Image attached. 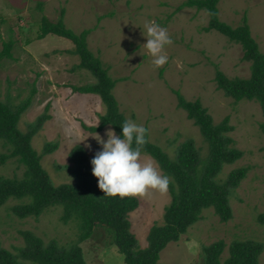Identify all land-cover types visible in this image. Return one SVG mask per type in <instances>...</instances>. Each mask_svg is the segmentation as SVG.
Returning a JSON list of instances; mask_svg holds the SVG:
<instances>
[{
	"label": "rangeland",
	"instance_id": "obj_1",
	"mask_svg": "<svg viewBox=\"0 0 264 264\" xmlns=\"http://www.w3.org/2000/svg\"><path fill=\"white\" fill-rule=\"evenodd\" d=\"M185 0H0V50L10 43V56L0 60V101L17 105L29 100L19 117L17 128L27 132L28 125L44 114L39 130L31 139L32 147L40 153L45 143L54 149L40 156L39 163L53 184L72 182L69 151L80 145L87 156L102 150L96 135L106 142L104 126L97 131L88 127L99 124L104 106L99 96L80 93L72 86L94 83V76L78 68L70 41L53 34L39 37L41 16L55 20L61 13L64 26L74 33L84 29L87 47L107 68L115 80L111 90L118 111L147 129V139L161 147L169 158H174L179 144L191 139L202 159L208 146L198 128L178 108L174 91L186 100L198 99L219 123L224 116L232 130L227 133L231 147L241 155L231 164H223L216 181L225 180L230 171L245 167L243 178L231 190L229 204L232 217L222 222L213 207H205L201 217L181 235L169 242L160 252L163 264H206L203 247L223 240L225 247L221 262L228 257L232 240L254 241L262 249L257 264H264V224L257 222L264 212V135L259 125L264 115L253 100L235 102L217 88L215 74L222 72L228 78H245L249 62L241 59V49L216 30L205 31L209 15L204 8L180 7ZM219 19L238 26L246 17L249 34L258 50L264 54V0H219ZM155 21L168 30L173 40L165 51L168 62L155 68L146 43L145 24ZM178 64L182 65L178 67ZM6 148L0 140V153ZM143 162H157L141 153ZM23 166L14 158L0 163V175L20 177ZM167 194L150 192L145 198H136L137 205L128 212L130 231L145 247L146 235L154 224H162ZM19 199L9 198L0 206V245L14 254L23 246L21 232L31 231L43 242L54 240L67 246L77 241L78 223L59 220L60 205L46 207L37 218H17L11 206ZM87 264H123L110 238L101 228L79 243Z\"/></svg>",
	"mask_w": 264,
	"mask_h": 264
},
{
	"label": "trees",
	"instance_id": "obj_2",
	"mask_svg": "<svg viewBox=\"0 0 264 264\" xmlns=\"http://www.w3.org/2000/svg\"><path fill=\"white\" fill-rule=\"evenodd\" d=\"M218 1L185 0L177 8L206 9L209 19L204 30H216L240 46L241 59L249 62L248 76L228 78L217 71V88L235 102L241 99L255 101L264 115V54L251 38L244 15L236 27L219 19ZM89 32L90 30L84 29L74 33L66 28L61 13L55 20L41 16L39 37L53 34L70 41L73 45L72 52L79 57V63L75 66L89 71L95 78L94 83L71 87L73 91L99 96L104 106V113L99 115V124L88 128L97 131L109 126L122 138V125L126 119L118 111L111 92L115 80L108 76L107 68L88 49L86 38ZM10 47V43L4 44L0 50V60L10 56ZM174 93L178 108L185 111L207 143L208 154L202 159L194 142L188 139L177 146L174 158H169L161 147L147 139L146 134L147 143L141 153L150 155L163 175L172 178V183L169 185L170 198L164 207L163 222L149 228L145 247L139 246L127 219L128 212L136 207L137 199L104 196L98 188L97 178L92 175L91 160L95 154L87 156L80 145L73 146L68 155L72 182L53 184L39 159L41 155L52 151L54 144L45 143L40 153L31 145L32 137L46 116L41 114L34 123L28 125L27 132H20L17 124L29 100L20 101L15 106L0 101V140L7 151L0 153V163L14 158L23 166L20 177L0 175V206L10 197L19 199V202L11 206V211L17 218L23 219L37 218L46 207L58 204L59 220L62 223L75 220L79 228L77 241L67 246L58 245L54 240L43 242L31 231H23L21 234L24 243L16 254L0 245V264H87L79 243L100 228L109 236L116 252L121 255L123 264H163L159 262L162 249L167 243L178 241L200 219L203 208L213 207L220 221H228L232 217L229 194L246 171L245 167H238L230 171L222 182L215 179L223 164H231L241 155L239 150L231 147V138L227 133L232 130V126L228 122V116L215 124L198 99L186 100L178 91ZM259 128L264 135V124H260ZM256 220L264 224V212H259ZM224 247L223 240L204 246L205 263L257 264L262 249L258 242L232 240L228 245V257L221 262Z\"/></svg>",
	"mask_w": 264,
	"mask_h": 264
},
{
	"label": "clouds",
	"instance_id": "obj_3",
	"mask_svg": "<svg viewBox=\"0 0 264 264\" xmlns=\"http://www.w3.org/2000/svg\"><path fill=\"white\" fill-rule=\"evenodd\" d=\"M146 43L152 64L160 68L168 62L165 51L173 40L168 30L155 21L145 24ZM182 68V65L178 64ZM147 129L127 119L122 125V138L109 129L106 142L96 135L102 150L91 160L92 175L97 178L98 188L107 197L145 198L150 192L167 194L172 178L162 175L153 162H143L141 150L147 143ZM133 142L135 147H133Z\"/></svg>",
	"mask_w": 264,
	"mask_h": 264
}]
</instances>
